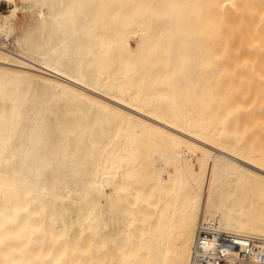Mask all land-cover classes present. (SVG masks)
<instances>
[{
  "label": "bare ground",
  "instance_id": "1",
  "mask_svg": "<svg viewBox=\"0 0 264 264\" xmlns=\"http://www.w3.org/2000/svg\"><path fill=\"white\" fill-rule=\"evenodd\" d=\"M7 2L0 264L264 250V0Z\"/></svg>",
  "mask_w": 264,
  "mask_h": 264
},
{
  "label": "built area",
  "instance_id": "2",
  "mask_svg": "<svg viewBox=\"0 0 264 264\" xmlns=\"http://www.w3.org/2000/svg\"><path fill=\"white\" fill-rule=\"evenodd\" d=\"M208 239L213 240V253L204 254ZM193 264H264L261 240L235 233L214 232L202 227Z\"/></svg>",
  "mask_w": 264,
  "mask_h": 264
},
{
  "label": "rangeland",
  "instance_id": "3",
  "mask_svg": "<svg viewBox=\"0 0 264 264\" xmlns=\"http://www.w3.org/2000/svg\"><path fill=\"white\" fill-rule=\"evenodd\" d=\"M9 10V3L7 0L0 1V14H4Z\"/></svg>",
  "mask_w": 264,
  "mask_h": 264
}]
</instances>
